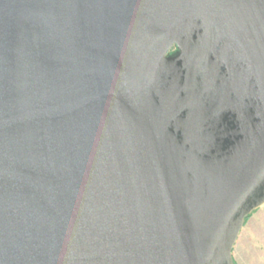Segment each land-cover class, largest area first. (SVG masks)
Segmentation results:
<instances>
[{
	"label": "water",
	"instance_id": "obj_1",
	"mask_svg": "<svg viewBox=\"0 0 264 264\" xmlns=\"http://www.w3.org/2000/svg\"><path fill=\"white\" fill-rule=\"evenodd\" d=\"M262 208L264 0H0V264H234Z\"/></svg>",
	"mask_w": 264,
	"mask_h": 264
},
{
	"label": "rangeland",
	"instance_id": "obj_2",
	"mask_svg": "<svg viewBox=\"0 0 264 264\" xmlns=\"http://www.w3.org/2000/svg\"><path fill=\"white\" fill-rule=\"evenodd\" d=\"M238 245L246 264H264V208L246 220Z\"/></svg>",
	"mask_w": 264,
	"mask_h": 264
},
{
	"label": "crops",
	"instance_id": "obj_3",
	"mask_svg": "<svg viewBox=\"0 0 264 264\" xmlns=\"http://www.w3.org/2000/svg\"><path fill=\"white\" fill-rule=\"evenodd\" d=\"M239 238H238V241H237V243H236V245L234 247V251H233L234 264H246V261H245L244 256H243V250L238 245Z\"/></svg>",
	"mask_w": 264,
	"mask_h": 264
},
{
	"label": "flooded vegetation",
	"instance_id": "obj_4",
	"mask_svg": "<svg viewBox=\"0 0 264 264\" xmlns=\"http://www.w3.org/2000/svg\"><path fill=\"white\" fill-rule=\"evenodd\" d=\"M176 51H177L176 48L173 47V48L171 49V51L169 52V54H173V53H175Z\"/></svg>",
	"mask_w": 264,
	"mask_h": 264
}]
</instances>
